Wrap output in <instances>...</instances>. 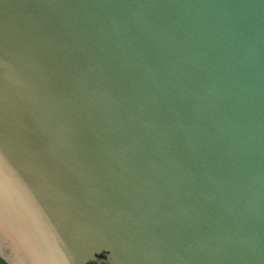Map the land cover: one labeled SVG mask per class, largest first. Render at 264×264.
<instances>
[{"label":"water","instance_id":"1","mask_svg":"<svg viewBox=\"0 0 264 264\" xmlns=\"http://www.w3.org/2000/svg\"><path fill=\"white\" fill-rule=\"evenodd\" d=\"M5 264H264V0H0Z\"/></svg>","mask_w":264,"mask_h":264},{"label":"trees","instance_id":"2","mask_svg":"<svg viewBox=\"0 0 264 264\" xmlns=\"http://www.w3.org/2000/svg\"><path fill=\"white\" fill-rule=\"evenodd\" d=\"M0 262L2 263V264H5V262L0 258Z\"/></svg>","mask_w":264,"mask_h":264},{"label":"rangeland","instance_id":"3","mask_svg":"<svg viewBox=\"0 0 264 264\" xmlns=\"http://www.w3.org/2000/svg\"><path fill=\"white\" fill-rule=\"evenodd\" d=\"M0 264H2V263L0 262Z\"/></svg>","mask_w":264,"mask_h":264}]
</instances>
